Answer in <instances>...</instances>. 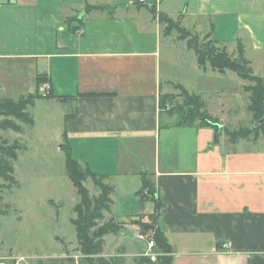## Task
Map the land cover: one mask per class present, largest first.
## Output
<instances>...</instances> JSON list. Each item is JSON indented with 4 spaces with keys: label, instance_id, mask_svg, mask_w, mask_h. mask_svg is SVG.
<instances>
[{
    "label": "crops",
    "instance_id": "obj_1",
    "mask_svg": "<svg viewBox=\"0 0 264 264\" xmlns=\"http://www.w3.org/2000/svg\"><path fill=\"white\" fill-rule=\"evenodd\" d=\"M160 13L186 29L192 18L199 19L196 29L206 20L221 26L232 20L253 49H264V11L247 9L242 0H0V57L34 62L47 75L49 101L76 103L66 114L64 107L53 110L64 119L63 144L93 172L126 184L120 165L152 150L147 168L173 264H264V136L234 144L222 133L214 143L213 128L183 126L162 110V97L180 96L173 86L190 90L172 73L164 76ZM170 37L169 51L181 41ZM183 40L180 53H193L197 68L198 55ZM142 169L129 171L130 186H141ZM134 200L135 215L120 214L121 221L156 211L154 205L146 213V199Z\"/></svg>",
    "mask_w": 264,
    "mask_h": 264
},
{
    "label": "rangeland",
    "instance_id": "obj_2",
    "mask_svg": "<svg viewBox=\"0 0 264 264\" xmlns=\"http://www.w3.org/2000/svg\"><path fill=\"white\" fill-rule=\"evenodd\" d=\"M242 5L247 9L264 11V0L253 2L242 0ZM198 20V18L190 19L192 23L188 24L190 26L188 30L192 34H197L203 41L206 35L211 33L210 38L217 40V46L229 52L232 56L230 59L238 57L241 46L245 57L251 61L249 67L252 72L264 76V49L259 51L253 49L247 32L240 33L236 26H231L232 20H228L226 26H221L217 21L210 25L212 20H206L205 25H200V28L196 29L193 27V22ZM2 24L8 25L3 22ZM11 26L10 24L9 29ZM0 33H3L2 26ZM171 33L179 37L181 32L174 29ZM170 34H163L162 65L165 78L172 73L174 79L184 82L190 92L202 94L203 99L209 104L210 112L214 114L213 117L218 118L222 126L230 130L253 127L254 116L248 110L250 94L245 90L251 82L229 69L220 72L211 68L204 69L199 65L196 68L192 61L193 53L188 54L187 51L180 53L184 50L182 44L185 40L177 41L174 38L176 46L169 51L167 43L172 37ZM0 37L2 39V36ZM37 74H39L37 66L30 60L17 56L6 59L0 57V97L19 99L30 94L36 95ZM173 87L178 89V86ZM171 95L174 97L173 103L176 107H172L171 109L174 110L169 112L177 115L176 121L179 122L182 110L185 112L186 106L182 110L179 109L183 99L175 93ZM49 100L50 98L46 97L35 98L33 104L28 107L33 123L19 121L21 132L0 130L1 140L21 146L14 163L13 181L0 179V264H92L89 258H84L77 250L78 240L74 219L76 205L81 198L66 170V148L63 146L61 130L64 119L53 110L55 107H64L66 114L70 112L69 107L71 110L76 109V103L71 101L69 106H63ZM261 136H264L263 133ZM248 148H253V145ZM127 152L133 154V151L127 150ZM72 156L76 157L73 154ZM124 158H129L127 153ZM151 160L153 161L152 150L137 154L136 159L130 158L129 166L120 165L119 176L128 179L126 184L115 181L111 175L99 173L104 177L103 181L107 184L106 180H109L111 184L109 185L113 188L110 195L112 205L110 211L106 212L108 215L117 218L120 214L135 215L134 199L141 186H130L132 179L128 173L130 170L134 173V170L143 168L142 170H147L144 173L148 174L151 180L152 176L149 177L147 168V166L152 168ZM79 162L83 169L87 166L86 162ZM140 174L143 176V173ZM84 184L92 196L98 195L99 189L92 178H86ZM145 193L149 196L147 192ZM145 203L147 209L145 212L152 213L155 200L146 199ZM125 217L127 216L121 218ZM124 220L125 230L122 233L106 237L103 256L106 259L121 258L124 260L123 264H135V258L142 255L146 249V253L155 254V246L149 250L148 241L137 236L142 231L140 230L142 223H152L150 217L141 215ZM156 225L158 226V220Z\"/></svg>",
    "mask_w": 264,
    "mask_h": 264
},
{
    "label": "trees",
    "instance_id": "obj_3",
    "mask_svg": "<svg viewBox=\"0 0 264 264\" xmlns=\"http://www.w3.org/2000/svg\"><path fill=\"white\" fill-rule=\"evenodd\" d=\"M153 12H155L153 10ZM159 18L161 22L166 23L165 31L170 34L172 30L177 29L180 33V39H187V46L194 49L198 55L199 65L206 68L208 65L211 68L219 71L229 69L235 71L241 78L248 80L251 84L245 87L249 92L250 99L248 110L252 112L254 122L261 121L259 128L253 129L240 128L238 130H230L222 126L218 118L213 117L208 111V105L203 97L199 94L190 93L180 84V96L183 99L182 105L179 106L181 110L186 106V110H182L178 124L183 126H198L211 127L215 131L214 143L222 133H225L232 143H237L240 140L256 139L261 133L264 135V76L256 75L249 67L251 61L245 57L244 50L240 46L239 55L236 59H230L232 56L224 48L217 46V40L211 39V33H208L203 41L200 40L197 34H192L188 29L182 26L181 20H174L172 17L160 13ZM207 62V63H206ZM47 75L37 74L38 91L36 95L30 94L28 97H21L19 99L0 97V130H13L21 132L22 127L18 123L23 121L27 124L33 123V118L28 112V107L33 104L35 98L54 97L51 88L48 94H42L39 90L40 86L47 83ZM166 95L161 98V108L166 110L165 103H173L174 97ZM62 100L63 96H56ZM174 104V103H173ZM176 105H173L175 108ZM189 107L191 109H189ZM65 138H67L65 136ZM66 148V170L69 178L77 188L80 195V202L76 205V218L74 224L77 230V250L84 258H89L92 264H123L124 260L121 258L106 259L103 256L106 247V237L108 235L117 236L125 230V223L115 216H110L106 212L110 211L112 199L110 197L113 188L106 184L104 177L93 172L89 167L83 169L79 160L72 156V152L68 141L63 144ZM21 146L17 143L10 144L0 139V179L6 181H13L14 179V163L18 158V150ZM152 174L149 173V177ZM92 178L94 184L99 189L98 195L92 196L89 189L85 186L86 178ZM152 180V179H151ZM148 178V174L143 173L141 188L136 192V195L142 199L148 197L155 198L156 189ZM147 192L149 196L145 193ZM145 193V194H144ZM161 208L160 201H155V212L148 214L152 223H142L140 230L143 232H151L152 238L155 241L156 259L151 256L142 254L135 258V264H173V247L170 244L163 230L156 225ZM153 219L156 222L153 223ZM93 261L95 263H93Z\"/></svg>",
    "mask_w": 264,
    "mask_h": 264
},
{
    "label": "built area",
    "instance_id": "obj_4",
    "mask_svg": "<svg viewBox=\"0 0 264 264\" xmlns=\"http://www.w3.org/2000/svg\"><path fill=\"white\" fill-rule=\"evenodd\" d=\"M149 2H150V0H130V3H132V4H136V3L137 4H147ZM49 89H50V86L48 83L41 85L39 88L40 92L44 95L49 93ZM173 105H174L173 103L168 102L164 109L169 110L173 107ZM137 236L140 239H144V240L148 241L149 250L155 246V241L153 240L152 233L150 231L149 232L148 231L147 232L140 231V233H138ZM145 255H149V256H151L152 259H156V253L155 254L145 253Z\"/></svg>",
    "mask_w": 264,
    "mask_h": 264
},
{
    "label": "water",
    "instance_id": "obj_5",
    "mask_svg": "<svg viewBox=\"0 0 264 264\" xmlns=\"http://www.w3.org/2000/svg\"><path fill=\"white\" fill-rule=\"evenodd\" d=\"M261 126V121H257V122H255L254 123V125H253V129H255V128H259Z\"/></svg>",
    "mask_w": 264,
    "mask_h": 264
}]
</instances>
